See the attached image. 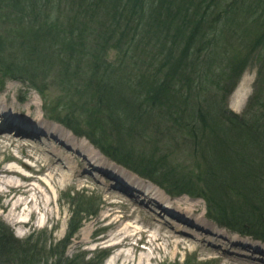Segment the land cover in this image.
<instances>
[{
	"label": "trees",
	"instance_id": "16d2710c",
	"mask_svg": "<svg viewBox=\"0 0 264 264\" xmlns=\"http://www.w3.org/2000/svg\"><path fill=\"white\" fill-rule=\"evenodd\" d=\"M224 1L0 0V90L8 79L27 83L47 117L111 160L173 196L203 198L210 220L264 242V0ZM245 52L260 68L239 116L204 83L223 89ZM48 84L61 87V103H48ZM74 106L84 111H65ZM172 142H186L189 165L170 153ZM96 213L74 210L57 244L35 233L19 240L0 222V264H91L66 249Z\"/></svg>",
	"mask_w": 264,
	"mask_h": 264
},
{
	"label": "rangeland",
	"instance_id": "374dc122",
	"mask_svg": "<svg viewBox=\"0 0 264 264\" xmlns=\"http://www.w3.org/2000/svg\"><path fill=\"white\" fill-rule=\"evenodd\" d=\"M225 29L227 34L233 28L227 23ZM246 54L239 57L243 65L237 69L242 68L240 74L235 78L230 72L221 84L223 89L204 83L208 93L220 102L224 100L225 107L239 116L257 90L260 68L252 56L245 63ZM117 57V51L109 52V60ZM28 86L8 79L0 90V106L8 111V116L0 112V222L17 239L26 240L35 233L42 242L57 244L68 235L73 211L89 207L97 213L84 215L80 228L71 237L66 249L70 259L77 257L91 264H264V242L210 220L203 198L173 196L139 175L156 187L162 198L161 202L143 200L142 192L122 185L107 169L95 168L93 157L82 147H93L106 161L123 165L107 157L86 136L47 117L42 96ZM48 89V103H61V87L52 85ZM82 108L66 107L65 111L78 116L84 111ZM66 112L59 113L62 119L68 115ZM9 116L18 125H14V120L9 123ZM41 120L52 125L54 134L44 133ZM151 134L147 139L134 140L136 147L145 149ZM169 151L175 152L184 165L192 161L186 142L182 147H175L172 142ZM10 167L26 173L27 180L1 172ZM17 184L27 187L17 188ZM169 219L191 228L195 235L179 231L180 227ZM233 234L242 242L232 240ZM244 252L250 255L240 254Z\"/></svg>",
	"mask_w": 264,
	"mask_h": 264
},
{
	"label": "bare ground",
	"instance_id": "6f19581e",
	"mask_svg": "<svg viewBox=\"0 0 264 264\" xmlns=\"http://www.w3.org/2000/svg\"><path fill=\"white\" fill-rule=\"evenodd\" d=\"M0 112L4 113L6 115L8 114L7 109L5 107H3V106H0ZM9 118L11 119V120L10 119L8 120L9 123L13 124V120H14L15 121L14 125L15 124L18 125L17 124L18 122L13 117L9 116ZM40 122H41L40 128H42L44 130V133H45V131H47L50 135L54 134V132H53L54 130L52 129V125L47 124V122H44V120H41ZM24 127L26 129H28L27 131H31V128L28 127L26 124L24 125ZM82 148H83V150L88 152L87 155H91L90 157H93L92 159L94 160L93 164L96 166L95 168L98 167L97 169H99V167H100V169H102V168L103 169H107L114 176H116V178H119L128 188H131V186H132V188L134 187L135 189H137L139 191V194H140V192H142V199L143 200L149 199L150 201H155V202H157V201L161 202L162 201V198H161L160 194H158V191L156 190V187L151 185V183L141 179L139 176L133 174L132 172L126 170L125 168H123V167H121V166H119V165H117V164H115L113 162L106 161L101 154L96 152L95 148H93V147H92L93 149L90 148V147L86 148V146H84ZM1 172L7 173V174L14 173V174L20 176L23 179L28 178L26 173H24L23 171H21L19 169H15V168H12V167L5 168ZM16 186H17V188L27 187V186L19 185V184H17ZM166 207H168V206H166ZM164 209H167V208H164ZM157 212H159V211H157ZM168 222L172 223L173 225L175 224L178 227H180L179 231L195 235L194 233H192L191 228H189V229L188 228L187 229L184 228V225L182 223H178L177 221H174V220H171V219H169ZM198 238H201V237H198ZM231 238L234 241H241L240 238L237 236V234H233L231 236ZM207 241L214 242L213 239H209V238L207 239ZM246 243H248V242H246ZM246 245H249V244H246ZM262 246L264 248V244H262ZM254 247H255V245H254ZM262 252L264 253V251H262ZM240 254L246 255L248 257L250 255V252H244V253H240ZM255 256L259 257V255H255Z\"/></svg>",
	"mask_w": 264,
	"mask_h": 264
}]
</instances>
